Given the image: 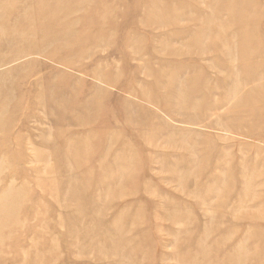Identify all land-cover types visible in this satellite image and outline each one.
<instances>
[{
  "label": "rangeland",
  "instance_id": "rangeland-1",
  "mask_svg": "<svg viewBox=\"0 0 264 264\" xmlns=\"http://www.w3.org/2000/svg\"><path fill=\"white\" fill-rule=\"evenodd\" d=\"M47 1L0 0V264H264V0Z\"/></svg>",
  "mask_w": 264,
  "mask_h": 264
},
{
  "label": "bare ground",
  "instance_id": "bare-ground-1",
  "mask_svg": "<svg viewBox=\"0 0 264 264\" xmlns=\"http://www.w3.org/2000/svg\"><path fill=\"white\" fill-rule=\"evenodd\" d=\"M24 2H25V1H24ZM35 2H36V1H35ZM11 5H13V1L11 2ZM44 5H45L46 13H47V18L42 19V21H44V23H42L43 25L40 23V24H41V26H40L41 28H40V30H39L38 32H40L42 36L39 35V34H38V35H39L41 38H43V36L46 35V33H47V29H48V28L50 29V28L54 27L53 24H52V19H53V18H55V20H56L57 23H58L57 28L63 27V22L58 21V20H59V17H60L59 15H61V13L63 12V10H62V9L60 8V6H59V2H58V1H54V0H49V1L45 2ZM52 17H53V18H52ZM72 23H73V22L71 21V22L68 23V25H72ZM19 25H21V24H19ZM56 25H57V24H56ZM59 26H60V27H59ZM23 28H24V23H23ZM30 28H31V26L28 25V26H27V29L29 30ZM18 31H19V30L16 29V28H12V29H11V33H12V34H18ZM41 42H43V39H41ZM200 47H201V46H200ZM200 49H201V48H200ZM202 49H203V48H202ZM205 51H206V53H207V52L209 51L208 48H207ZM228 51H229V50H228ZM228 51H227V53H229ZM200 53H201V52H200ZM227 55H228V54H227ZM230 56H231V55H230ZM231 57H232V56H231ZM231 57H230V58H231ZM225 67H226V66H225ZM225 77H226V76H225ZM226 78H227V77H226ZM229 78H230V77H229ZM235 79H236V78H235ZM182 81H183V80H182ZM227 81H228V80H227ZM229 81H230V79H229ZM239 81H240V80H239ZM234 82H235V81H234ZM228 83H229V82H228ZM224 84H226V83H224ZM236 84H237V83H236ZM229 85L231 86V84H229ZM242 85H243V84H242ZM242 85H241V86H242ZM223 86H224V85H223ZM226 86H227V85H226ZM242 87H243V86H242ZM215 88H216V87H215ZM218 88H220V87H218ZM226 88H227V87H226ZM229 88H230V87H229ZM214 90H215V89H214ZM214 90H213V91H214ZM217 90H218V89H216V91H217ZM230 90H231V89H229V91H230ZM216 91H215V93L218 94V92H216ZM218 91H219V90H218ZM225 92H226V93H225ZM225 92L223 91V93H225V96H226V94H227L228 91L225 90ZM215 93H214V94H215ZM219 93H220V92H219ZM231 93H232V92H231ZM231 93H230V94H231ZM237 93H238V92H237ZM237 93H236V94H237ZM214 94H213V95H214ZM210 95H211V94H210ZM228 96H229V95H228ZM230 96L232 97V94H231ZM199 97H200V96H199ZM212 97H213V96H211V98H212ZM226 97H227V96H226ZM200 98H201V97H200ZM223 99H224V98H223ZM226 99L228 100L229 98H226ZM200 100L202 101V98H201ZM213 100H214V98H213ZM219 100H220V99L218 98L217 101H219ZM227 100H226V101H227ZM201 101H200L199 103H201ZM211 101H212V100H211ZM214 101H215V100H214ZM222 101H223V100H222ZM193 102H195V101H193ZM220 102H221V101H220ZM220 102H219V103H220ZM195 103H196V102H195ZM219 103H218V104H219ZM197 104H198V103H197ZM199 105H200V104H199ZM199 105H198V106H199ZM206 105H207V104H206ZM213 105L215 106V107H213V109L216 108V105H217V104L215 105V103H214ZM220 105H221V103H220ZM218 106H219V105H218ZM218 106H217V107H218ZM208 108H209V105H208ZM210 108H211V107H210ZM205 109H206V108H205ZM81 121H82V120H81ZM195 190H196V189H195ZM244 194H245V193H244ZM245 197H246V196H245ZM252 199H253V198H252ZM95 200H96V199H95ZM241 205H242V204H241ZM236 208H237V207H236ZM174 210H175V209H174ZM118 213H122V210H121V212H118ZM124 213H125V212H124ZM172 213H173V212H172ZM122 215H123V214H121V216H122ZM115 220H116V219H115ZM109 227H110V226H109ZM112 227H113V225H112ZM108 229H109V228H108ZM110 229H111V227H110ZM98 232H99V231H98ZM112 232H114V230H113ZM109 234H110V233H109ZM109 234H108V235H109ZM205 234H206V233H205ZM110 237H111V236H110ZM108 238H109V237H108ZM115 239H117V238H115ZM115 239H113V237H112V240H113V241H115ZM116 241H117V240H116ZM123 246H124V248L127 247L126 243H123ZM111 248H114V247H111ZM219 248H220V247H219ZM203 249H204V248L201 247V248L199 249V252H202L203 254H206V253H205L206 250L208 251V253H210V250H211V249L216 250V249H218V247L211 248V249H206V250H203ZM218 250H219V249H218ZM204 251H205V252H204ZM220 251H221V253H223V255H226V256L230 257V258H229L230 260H234V262H238V263L240 262V263H241V262L243 261V259H242V256H243V255H240V254H239V255H236V256H235L236 251H235V252H232V253H231V252L228 253V252H226V251H223L222 249H221ZM208 253H207V254H208ZM208 255H209V254H208ZM223 255H222V256H223ZM222 256H221V257H222ZM205 257H207V256H205ZM205 257H204V258H205ZM231 257H232V258H231ZM246 258H247V257H246ZM222 259H223V257L221 258V260L219 259V261H218L219 264H221ZM191 260H192V258H191ZM209 262L216 263L217 261H216L215 259H213V258H212V259L210 258V261H209ZM224 263H225V261H224V262L222 261V264H224ZM240 263H239V264H240ZM189 264H191V263H189Z\"/></svg>",
  "mask_w": 264,
  "mask_h": 264
}]
</instances>
